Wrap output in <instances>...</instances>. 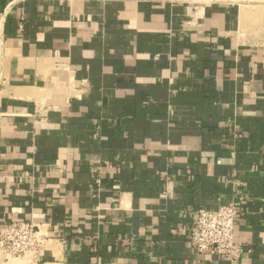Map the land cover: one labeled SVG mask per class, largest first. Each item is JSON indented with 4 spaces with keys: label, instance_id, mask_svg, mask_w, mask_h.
<instances>
[{
    "label": "crops",
    "instance_id": "1",
    "mask_svg": "<svg viewBox=\"0 0 264 264\" xmlns=\"http://www.w3.org/2000/svg\"><path fill=\"white\" fill-rule=\"evenodd\" d=\"M230 204L264 264V0H0V224L34 264H231L189 241Z\"/></svg>",
    "mask_w": 264,
    "mask_h": 264
},
{
    "label": "built area",
    "instance_id": "2",
    "mask_svg": "<svg viewBox=\"0 0 264 264\" xmlns=\"http://www.w3.org/2000/svg\"><path fill=\"white\" fill-rule=\"evenodd\" d=\"M194 214L189 241L195 252H209L236 264L243 252L233 239L238 205L230 204L214 210L198 209ZM45 240L39 228L31 222L0 224V256L4 262L24 258L36 261Z\"/></svg>",
    "mask_w": 264,
    "mask_h": 264
},
{
    "label": "rangeland",
    "instance_id": "3",
    "mask_svg": "<svg viewBox=\"0 0 264 264\" xmlns=\"http://www.w3.org/2000/svg\"><path fill=\"white\" fill-rule=\"evenodd\" d=\"M3 257L2 256H0V264H34L35 262H31V261H29L27 258H24V259H19V260H13V261H11V260H9V262L7 263V262H4L3 260Z\"/></svg>",
    "mask_w": 264,
    "mask_h": 264
}]
</instances>
